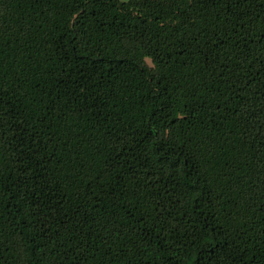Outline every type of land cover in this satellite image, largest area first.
<instances>
[{"label":"trees","instance_id":"obj_1","mask_svg":"<svg viewBox=\"0 0 264 264\" xmlns=\"http://www.w3.org/2000/svg\"><path fill=\"white\" fill-rule=\"evenodd\" d=\"M0 264H264V0H0Z\"/></svg>","mask_w":264,"mask_h":264}]
</instances>
